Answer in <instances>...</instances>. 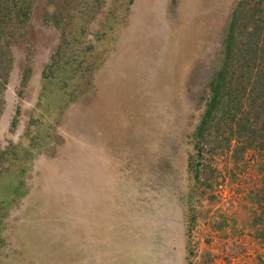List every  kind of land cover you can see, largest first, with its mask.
Here are the masks:
<instances>
[{
    "label": "rangeland",
    "instance_id": "1",
    "mask_svg": "<svg viewBox=\"0 0 264 264\" xmlns=\"http://www.w3.org/2000/svg\"><path fill=\"white\" fill-rule=\"evenodd\" d=\"M242 1L264 19V0H35L0 87V264H262L260 106L209 105Z\"/></svg>",
    "mask_w": 264,
    "mask_h": 264
},
{
    "label": "trees",
    "instance_id": "2",
    "mask_svg": "<svg viewBox=\"0 0 264 264\" xmlns=\"http://www.w3.org/2000/svg\"><path fill=\"white\" fill-rule=\"evenodd\" d=\"M34 2L35 0H0V63L3 62L5 65V67H2V65L0 67V82L4 83L3 87L0 84L2 89L6 88L9 74L12 70V47L21 42H27L25 28L31 20L35 5ZM245 4L246 3L243 1L239 4L234 18L236 22L240 23L239 25L237 24V26L236 23L232 25L231 32H229L224 41L227 60L224 65V70L217 73L214 80L210 83L211 101L209 105L213 110L216 109L218 104L217 100L221 98L218 96L221 92L225 95V98L230 100L234 99L236 101L239 98L243 101L244 99V104L248 100H251L254 106H260L258 112L255 113V117L261 125V135L264 136V90L259 92L254 88L257 82H264V19L256 21L254 16H250L248 20L243 18V7L245 8ZM57 24L58 26L60 25L59 23ZM249 25H252L254 31L248 34L246 33V29L250 27ZM62 35L64 45L59 46L57 55H59L63 49L70 46V43L66 40L65 31H63ZM234 49H236L238 55L233 59ZM48 69L49 68H45V72H48ZM236 78L240 80L247 78L250 81V84L247 85L242 86L239 84L237 86L238 88L235 89L237 92L234 91L237 94L234 92L232 93V89L235 88L237 81ZM28 79L29 76H24V82ZM1 103L2 99L0 100V104ZM228 106L230 105L227 103L226 108L229 110L230 108ZM211 112L212 110L209 109L206 111L202 127L209 121ZM255 135L256 133H251L250 131L248 140L254 143L256 138ZM258 148L260 152L259 162H262L260 165L262 173L264 172V142H258ZM255 198L264 201V182L260 191L256 192ZM258 226V237L256 239L260 244L264 245V213H261L259 216ZM262 264H264V261Z\"/></svg>",
    "mask_w": 264,
    "mask_h": 264
}]
</instances>
